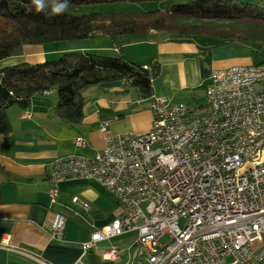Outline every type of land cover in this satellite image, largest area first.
<instances>
[{
    "label": "built area",
    "instance_id": "1",
    "mask_svg": "<svg viewBox=\"0 0 264 264\" xmlns=\"http://www.w3.org/2000/svg\"><path fill=\"white\" fill-rule=\"evenodd\" d=\"M205 97L192 107L152 95L148 131L117 134L93 156L53 161L52 203L57 183L72 178H92L117 198L114 217L82 242L73 264H85L97 242L128 232L141 251L133 264H264L257 247L264 237V64L214 70ZM64 223L55 213L52 233L60 235ZM8 240L3 235V247ZM121 251L110 247L102 258Z\"/></svg>",
    "mask_w": 264,
    "mask_h": 264
},
{
    "label": "crops",
    "instance_id": "2",
    "mask_svg": "<svg viewBox=\"0 0 264 264\" xmlns=\"http://www.w3.org/2000/svg\"><path fill=\"white\" fill-rule=\"evenodd\" d=\"M164 35L151 30L142 37L122 35L119 42L129 60L157 68L151 80L152 94L173 102L203 106L196 105V100L210 84L214 70L256 62L252 61L250 46H237L236 40L222 43L204 35L198 39ZM95 37L98 40L88 44L64 40L60 47L48 42L24 44L0 60V69L21 62L52 60L69 51L118 55L108 36ZM81 94L83 115L75 124L55 114V89L37 94L27 109L13 105L7 110L12 128L0 135V264H73L82 253V242L115 215L117 198L93 179L72 178L57 183L58 196L52 203L48 173L56 158L93 155L104 146L107 136L147 131L152 119L151 97L142 98L125 81L88 85ZM107 119L106 131L101 132L99 125ZM78 135L83 138L82 145L74 143ZM83 201L89 204L87 208L82 206ZM55 213L65 217L60 235L50 228ZM5 234L9 235V248L3 247ZM135 240L136 233L128 232L99 241L82 260L85 264H133L141 256ZM110 247L122 250L118 258H102V252ZM257 247H264V237Z\"/></svg>",
    "mask_w": 264,
    "mask_h": 264
},
{
    "label": "trees",
    "instance_id": "3",
    "mask_svg": "<svg viewBox=\"0 0 264 264\" xmlns=\"http://www.w3.org/2000/svg\"><path fill=\"white\" fill-rule=\"evenodd\" d=\"M145 1H163L167 6L125 14L91 11L78 15L72 10L80 5ZM63 2L44 0V9L37 12L32 0H0V60L11 56L24 44L80 40L96 35L108 36L118 55L69 51L52 60L21 62L1 68L0 135H6L12 128L8 108L17 105L27 109L43 91L55 89L54 112L71 124L82 118L81 89L88 85L125 81L142 98L151 97V80L157 68H145L129 60L119 42L122 35L142 37L156 30L177 37L207 35L222 43L240 40L264 44V2L260 7L256 2L245 0H68L66 10L53 13L52 8Z\"/></svg>",
    "mask_w": 264,
    "mask_h": 264
},
{
    "label": "rangeland",
    "instance_id": "4",
    "mask_svg": "<svg viewBox=\"0 0 264 264\" xmlns=\"http://www.w3.org/2000/svg\"><path fill=\"white\" fill-rule=\"evenodd\" d=\"M248 1L252 4H254L253 2H256L258 6L263 7V2L264 0H245ZM167 4L166 2H160V1H145V2H110V3H103V4H96V5H80L77 7H73L72 10L74 11L75 14H84V13H88L91 11H95L98 13H137V12H141V11H149V10H156V9H163L166 8ZM249 9L254 10V6H249ZM264 12V9L262 10ZM151 31V30H150ZM149 31V32H150ZM156 31V30H154ZM148 32V33H149ZM161 32V31H160ZM163 34H165L164 36L168 37V36H173L176 37L174 34H168L166 32H163ZM201 35L198 34H192L189 36H184V37H189L191 39H198ZM205 37L210 38V40H213V37L204 35ZM95 37V36H93ZM96 39H93L91 37L86 38V39H80V41H83L84 43H90L91 40H98L99 37H95ZM216 40H218L217 38H215ZM73 41V40H72ZM62 41H53V42H48L47 44H51V43H55L57 44V47H60L61 45L59 44H63L61 43ZM235 42H237V46H250L251 48V57H252V61L255 60L257 63H263L264 64V44H260L257 41H240V40H236ZM14 54V53H13ZM148 68V67H145ZM46 92V91H43ZM42 93V92H41ZM196 105L200 104L201 105H205L206 102V97H205V88H203L200 92H199V98L196 100ZM26 115V114H24ZM152 117H153V112H152ZM152 120V119H151ZM104 121V120H103ZM151 125V123H150ZM150 128V127H149ZM100 130V129H99ZM149 130V129H148ZM147 130V131H148ZM101 131V130H100ZM106 131V129H105ZM103 131V132H105ZM102 132V131H101ZM146 132V131H145ZM144 133V132H142ZM122 134V133H120ZM124 134H140V133H136V132H124ZM117 135V134H116ZM80 136V135H78ZM115 136V135H114ZM113 137V136H112ZM112 139L111 136H107L105 138V144L104 146L107 144V142ZM103 146V147H104ZM102 147V148H103ZM101 148V149H102ZM100 149V150H101ZM99 151V150H98ZM69 156V155H66ZM61 157H65V156H61ZM74 179V178H73ZM84 179H92V178H84ZM94 180V179H93ZM96 181V180H95ZM99 183V182H98ZM101 184V183H99ZM102 185V184H101ZM103 186V185H102ZM105 187V186H104ZM106 188V187H105ZM107 189V188H106ZM108 190V189H107ZM78 201V199H77ZM84 202V201H83ZM87 203V202H86ZM88 204V203H87ZM89 206V204H88ZM87 206V207H88ZM86 207V208H87ZM167 238L163 237L161 239L162 242H165Z\"/></svg>",
    "mask_w": 264,
    "mask_h": 264
},
{
    "label": "clouds",
    "instance_id": "5",
    "mask_svg": "<svg viewBox=\"0 0 264 264\" xmlns=\"http://www.w3.org/2000/svg\"><path fill=\"white\" fill-rule=\"evenodd\" d=\"M32 3L35 5L36 11L40 12L41 10L44 9L45 7V3L44 0H32ZM68 7V0H64L63 3L60 4H56L53 8H52V12L53 13H61L64 10H66Z\"/></svg>",
    "mask_w": 264,
    "mask_h": 264
}]
</instances>
